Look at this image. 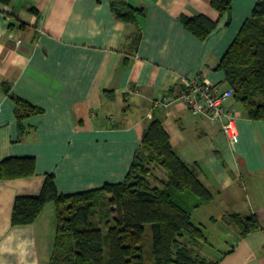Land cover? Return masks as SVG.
Here are the masks:
<instances>
[{"label": "crops", "instance_id": "crops-1", "mask_svg": "<svg viewBox=\"0 0 264 264\" xmlns=\"http://www.w3.org/2000/svg\"><path fill=\"white\" fill-rule=\"evenodd\" d=\"M258 0H232L220 14L211 0H11L0 3V162L34 157L35 174L0 179V264H49L55 206L28 225H12L17 196L39 194L46 174L61 193L122 182L143 130L159 119L175 151L198 170L213 195L192 214L208 237L199 252L215 264H264V120L250 119L233 97L238 141L220 122L175 100L189 81L230 89L215 67ZM113 3L141 10L117 18ZM216 22L205 40L182 16ZM18 97L38 108L15 117ZM168 100V105L157 104ZM252 216L241 235L225 219Z\"/></svg>", "mask_w": 264, "mask_h": 264}, {"label": "trees", "instance_id": "trees-1", "mask_svg": "<svg viewBox=\"0 0 264 264\" xmlns=\"http://www.w3.org/2000/svg\"><path fill=\"white\" fill-rule=\"evenodd\" d=\"M231 2L211 0V6L224 14ZM111 9L129 23L142 13L124 3H113ZM181 20L199 40H205L216 26L204 15ZM215 69L224 72L233 98L246 115L264 120V0L256 2ZM12 98L22 129L23 120L40 110ZM156 171L165 176L158 177ZM34 174V157H8L0 162L1 180ZM212 200L196 167L175 151L162 122L153 119L142 132L141 145L122 182L61 193L54 176L46 174L38 195L15 198L11 223L32 224L47 204L55 206L56 237L49 264H146V253L152 264H215L198 251L208 238L192 218L195 210ZM225 219L238 226L241 235L258 228L252 216L230 214Z\"/></svg>", "mask_w": 264, "mask_h": 264}, {"label": "built area", "instance_id": "built-area-1", "mask_svg": "<svg viewBox=\"0 0 264 264\" xmlns=\"http://www.w3.org/2000/svg\"><path fill=\"white\" fill-rule=\"evenodd\" d=\"M233 97L231 89L219 92L207 81L193 80L179 92L175 100L181 101L192 113L208 115L212 122H220L222 130L231 143L238 141L236 116L226 104ZM157 104L168 105L167 99Z\"/></svg>", "mask_w": 264, "mask_h": 264}, {"label": "rangeland", "instance_id": "rangeland-1", "mask_svg": "<svg viewBox=\"0 0 264 264\" xmlns=\"http://www.w3.org/2000/svg\"><path fill=\"white\" fill-rule=\"evenodd\" d=\"M155 174L158 176V177H160V178H163L165 175H164V173L163 172H160V171H156L155 172ZM97 218H95V220H96ZM194 219L195 218H193V221H194ZM194 223L196 224V225H199L200 227H202L201 226V224L200 223H198L197 221H194ZM202 229H203V227H202ZM147 233L149 232V226H147ZM203 231H204V233H205V230L203 229ZM206 234V233H205ZM208 238V237H207ZM208 244V243H207ZM207 244H205V245H202V246H200V247H198V251L202 248V247H204V246H206ZM146 258H147V262H146V264H152V261H151V259L149 258V254L148 253H146Z\"/></svg>", "mask_w": 264, "mask_h": 264}]
</instances>
